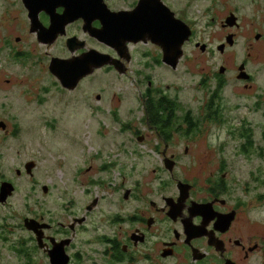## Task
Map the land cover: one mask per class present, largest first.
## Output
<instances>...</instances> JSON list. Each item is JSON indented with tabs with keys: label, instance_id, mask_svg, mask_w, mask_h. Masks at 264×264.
Returning <instances> with one entry per match:
<instances>
[{
	"label": "flooded vegetation",
	"instance_id": "obj_1",
	"mask_svg": "<svg viewBox=\"0 0 264 264\" xmlns=\"http://www.w3.org/2000/svg\"><path fill=\"white\" fill-rule=\"evenodd\" d=\"M183 1L87 0V6H81L80 0L67 12L58 6H48L51 10L46 12L41 3L38 12L22 0L4 1L0 242L19 259L18 264H52V260L60 264H264V224L249 208V200L238 193L242 189L244 198L261 199L257 178L249 171L252 183L240 186L227 175L229 144L238 147L235 156L264 146V20L254 9L250 11L254 6L259 11L264 0ZM15 5L16 11L11 12ZM71 12L79 15L77 19L70 20ZM97 37H105L110 45ZM183 37L173 68L164 60L165 50L174 61L175 46ZM242 38L246 45L240 50ZM58 45L63 53L53 55L51 49ZM97 54L107 56L108 64L95 69ZM73 58L81 59L84 66L66 69L80 80L75 85L66 81L70 86L65 88L49 67L54 60ZM180 62L205 66L190 85L202 94L195 109L181 97L177 85L163 87L148 75L161 66L172 71ZM96 72L104 76L102 85L83 92V102L72 115L81 117L83 103L91 100L85 102L90 115H107L118 124L119 135L128 138L118 151H110L116 134L97 128L95 137L101 143L88 142V155L81 162L70 171L65 162L59 164L55 175L63 183L56 210L52 206L55 176L41 171L49 151L44 135L47 103L52 88L65 96L95 81ZM128 72L135 82L149 79L148 87L134 96L137 108L116 105L130 96L116 87ZM111 87L119 91L110 94ZM231 96L245 105L234 104ZM94 99L110 107L102 108ZM138 109L139 118L135 117ZM215 125L220 127L218 132H213ZM145 130L156 139L152 148L160 158L158 164L137 149L135 153L142 155L139 160H128L135 155L130 154L132 137L150 141ZM211 134L219 141L218 168L207 176L203 165L207 158L201 163L198 151L208 155L215 149L209 148L205 137ZM81 147L79 143L76 151ZM181 147L186 148L183 155L189 161L179 156ZM78 186H85L82 195ZM15 196L21 197L23 213L10 212ZM105 200L112 202L108 211L103 208ZM26 220H31V229Z\"/></svg>",
	"mask_w": 264,
	"mask_h": 264
},
{
	"label": "rangeland",
	"instance_id": "obj_2",
	"mask_svg": "<svg viewBox=\"0 0 264 264\" xmlns=\"http://www.w3.org/2000/svg\"><path fill=\"white\" fill-rule=\"evenodd\" d=\"M8 3H14L18 0H4ZM3 0H0V13L4 10V3ZM184 2L183 0H181ZM17 6H11L10 11H16ZM254 9V12H257L259 19L264 20V4L259 6V11L257 7H250V11ZM82 10V9H81ZM256 20V19H255ZM261 25V23H260ZM262 29V27H261ZM106 34V32H105ZM244 38L241 39V44L238 46L240 50L243 49V47L246 45L244 43ZM42 49V48H41ZM248 49H244V53H246ZM51 52L53 55H57L58 53L62 52L61 45H58L56 47H53L51 49ZM98 56L94 55V61H96L98 58H101V54H97ZM80 58V57H79ZM73 62V65L78 66L81 59ZM77 59V58H73ZM207 61V57L204 56V58ZM103 60V59H102ZM105 60V58H104ZM61 61V60H60ZM207 63L210 65V63L207 61ZM108 63L105 61L104 65H107ZM220 66L219 64H217ZM101 66V67H102ZM204 65H196L193 62L186 63V62H180L179 65L174 70H169L166 66H161L154 72H148V75L153 77V79L158 82L162 83L163 87L171 86V85H177L179 87V91H181V97L188 102L192 106V108H196L200 104V98L202 97L201 93H198L197 90L195 91L194 88H191L190 85L193 82V78H197L198 76V70L200 68H204ZM97 74V72H96ZM95 74V75H96ZM129 76H126L125 79H123V82L119 83L116 87H119L120 91L116 87H111L109 90V93H116L117 91L127 93L130 92V96L128 98H125L124 101L120 100L116 103V105H122L121 107H134L138 105L136 98L134 96L138 95L139 92H143V90L148 87V80H144L142 83L135 82L131 72H128ZM101 79H104V76L101 72H99L95 78V81L86 83L81 88L77 89L76 91L72 93H67L65 96H61L58 90L55 88H52L51 90V99L47 103V134L44 133L45 137L47 136V158L45 162L42 164L41 171L46 173L47 170L51 171L52 175L55 176V183L56 188L53 192V200H52V206L54 209L59 210V203L61 200V185L63 183L61 176L55 175L56 167L59 164H62L65 162V168L67 171H70V167H74L77 163L81 162L83 159V155L87 156L88 154V146L87 143L90 144H99L101 143V140L96 139L94 130H97V128L100 129H107L106 131H111L116 134V139L113 147H110V151H118V148L121 146V142L127 139L128 137L119 135L118 133V124H115L114 122H111L108 119V116L100 115L98 117H92L90 115L89 109L87 103L91 100H87L83 103L82 108V116L75 119V116L72 115L73 112L76 110L77 104H82V93L86 91H90L92 89H96L97 87L101 86L102 84L99 82ZM152 81V80H151ZM154 86V83L152 82V85ZM237 86L240 88L241 86L237 84ZM165 90V88H164ZM171 90V87L169 88V91ZM97 95L100 94V92H96ZM7 96H5L6 98ZM231 100L234 104L245 105L243 101H238L235 98L231 96ZM95 104H101V100L94 99L92 100ZM116 100L114 101V103ZM108 104V103H106ZM102 105V104H101ZM110 106H104L102 105V108H109ZM139 112V113H138ZM138 112H136L135 117L141 116V109H138ZM245 110L241 109L240 114H244ZM111 119V118H110ZM37 128H43L42 125L38 126ZM220 127L217 125L214 126L213 132H218V129ZM46 130V129H45ZM144 131V129H142ZM42 129V133H43ZM148 134L146 136L148 141L145 143L144 138L142 141H138L136 138L132 137L131 142V148L130 154H135L134 156L129 155L128 160H139V158L142 156L141 154H136L137 151H142L148 154V161H153L155 163H159L160 158L153 152L152 145L155 143L156 139L155 137L151 136L150 132L146 131ZM144 132V134H145ZM209 143V148L213 149L212 151L208 152L203 155L200 151H198L200 155V162H204V158H207V162L203 163L205 165V175L209 176L211 173H216L218 165V154H217V145L219 144L218 139L216 140L214 136L211 134L209 136H205ZM130 138V137H129ZM226 138L222 137V141L225 142ZM79 143H82V147L79 148L78 151H76V147ZM189 147V146H188ZM137 149V151H134ZM81 150V151H80ZM238 150V147H234L233 144H229L227 146V154L229 156V166L227 175L234 180H238L240 183V186L243 185V182H250L252 183V178L249 176V171H252L254 176L257 178V181L255 182V185L258 187L259 192L261 193V199H258L255 197L254 199L249 197L244 198V193H242V189L239 190V195L244 200H246L248 203L249 208L253 210V214H256L259 218L260 224H264V146L261 147L260 150L257 148L251 149L247 154L238 155L235 156V152ZM80 151V152H79ZM186 151L185 147H181V150L179 151L181 156V159H184L186 161H189L190 159L187 157H184V152ZM38 154V153H37ZM203 156V157H202ZM202 157V158H201ZM122 159V154L121 157ZM208 162L211 164L209 165ZM62 174H64L63 171H61ZM50 183V182H49ZM85 188V186H83ZM83 188L78 186V193L82 195ZM100 193V192H99ZM46 194V193H45ZM42 198V194L40 195ZM88 199L87 195L83 196V200L86 201ZM43 199H41L42 202ZM47 202V198L44 199ZM21 197H14L11 200V207L13 210L20 211L23 213V210L21 208L22 201ZM45 202V203H46ZM111 203L109 200H105L103 204V208H105L106 211H108V207L111 206ZM6 213V212H4ZM101 222L103 221V216H101ZM0 252L1 257L3 258V264H18L19 259L15 257L5 246L3 247L2 243L0 242ZM60 261L58 260L55 264H59ZM45 264V263H42Z\"/></svg>",
	"mask_w": 264,
	"mask_h": 264
},
{
	"label": "water",
	"instance_id": "obj_3",
	"mask_svg": "<svg viewBox=\"0 0 264 264\" xmlns=\"http://www.w3.org/2000/svg\"><path fill=\"white\" fill-rule=\"evenodd\" d=\"M22 1L25 3L27 8H29V9L35 8L38 12L41 10V7L42 8L47 7L46 12L50 11L51 9L48 8V6L49 7H53V6L63 7L65 9V11L67 12L71 7L77 5L80 0H22ZM83 1H84V3L81 6H83L84 4L87 6V4H86L87 0H83ZM54 2H57V3L53 5ZM39 3H41L40 4L41 7L39 6ZM69 16H71L70 20H74V19H77V17L79 15H76L75 12H71V13H69ZM103 31H107V29L104 28ZM97 39L102 43L110 45V43L107 41V39L105 37H97ZM136 40H138V39H136ZM184 40H185V37L181 38L179 40V43L175 46L176 55L174 57V61L170 60L171 53H168V50H165L164 60L168 65L172 66L173 68H175L176 62L181 55L180 47L183 44ZM124 42H126V41H124ZM100 57L101 58H98L95 61V63L93 64L95 69L100 68L104 64V62H105L104 58H106L107 56L102 55ZM77 60H78V58L77 59H69V60H61V61L60 60H54L50 64V67H49L50 72L59 80L61 85L64 86L65 88L70 86L69 84H66V81L72 80V83L74 82L73 84L75 85L80 80V78H75L74 76L71 77L70 73H69L70 71L66 70V69L70 70L71 66L73 65V62L77 61ZM84 61H86V59H84ZM65 65H67V68H64ZM82 66H84V63L81 60L77 67L81 68ZM80 72H84V71H80ZM87 74H89V72H86V73L84 72L83 76H86ZM44 191H47V190H44ZM30 221L31 220L25 221V226L29 229H31V225H32V222H30ZM51 262H52V264L56 263L53 260Z\"/></svg>",
	"mask_w": 264,
	"mask_h": 264
},
{
	"label": "bare ground",
	"instance_id": "obj_4",
	"mask_svg": "<svg viewBox=\"0 0 264 264\" xmlns=\"http://www.w3.org/2000/svg\"><path fill=\"white\" fill-rule=\"evenodd\" d=\"M60 264V263H59Z\"/></svg>",
	"mask_w": 264,
	"mask_h": 264
}]
</instances>
